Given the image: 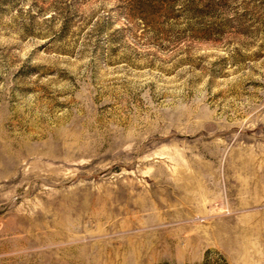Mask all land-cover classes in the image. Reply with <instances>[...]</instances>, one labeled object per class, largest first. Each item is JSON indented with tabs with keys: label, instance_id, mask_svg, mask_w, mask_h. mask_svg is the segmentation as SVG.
Masks as SVG:
<instances>
[{
	"label": "rangeland",
	"instance_id": "rangeland-1",
	"mask_svg": "<svg viewBox=\"0 0 264 264\" xmlns=\"http://www.w3.org/2000/svg\"><path fill=\"white\" fill-rule=\"evenodd\" d=\"M264 264V0H0V264Z\"/></svg>",
	"mask_w": 264,
	"mask_h": 264
},
{
	"label": "trees",
	"instance_id": "trees-1",
	"mask_svg": "<svg viewBox=\"0 0 264 264\" xmlns=\"http://www.w3.org/2000/svg\"><path fill=\"white\" fill-rule=\"evenodd\" d=\"M211 251H207L204 256V260L202 264H210V255ZM218 257V262L217 264H228L227 261L219 254V253H214Z\"/></svg>",
	"mask_w": 264,
	"mask_h": 264
}]
</instances>
